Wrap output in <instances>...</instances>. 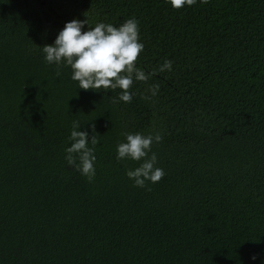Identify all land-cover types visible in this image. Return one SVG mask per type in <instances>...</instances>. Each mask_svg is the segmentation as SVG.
Here are the masks:
<instances>
[{"label":"trees","instance_id":"obj_1","mask_svg":"<svg viewBox=\"0 0 264 264\" xmlns=\"http://www.w3.org/2000/svg\"><path fill=\"white\" fill-rule=\"evenodd\" d=\"M48 2L61 24L135 18L149 75L128 103L79 89L43 58L37 1L0 0V264H264V0ZM74 121L96 136L91 181L64 159ZM136 132L162 137L144 187L116 159Z\"/></svg>","mask_w":264,"mask_h":264},{"label":"clouds","instance_id":"obj_2","mask_svg":"<svg viewBox=\"0 0 264 264\" xmlns=\"http://www.w3.org/2000/svg\"><path fill=\"white\" fill-rule=\"evenodd\" d=\"M193 2L194 0H170V5L179 9ZM85 25L88 26L87 30L82 31ZM41 48L46 63L57 67L63 63L65 67H70V78L78 82L79 89L114 91L119 88L121 91L117 97L120 102L131 101L134 92L129 89L134 81L145 82L148 79L149 74L135 63L144 48L139 39V27L135 18L125 20L119 26L104 22L90 25L87 16L85 20L73 19L64 24L51 44H45ZM171 69V61L165 60L158 71ZM157 90L156 85L148 89L152 96ZM78 129L79 124L74 121L68 137L71 143L64 149V159L69 166L91 181L95 176L94 146L97 140L95 135L89 137L87 131ZM122 135L124 141L116 145V159L139 162L138 167L125 172L134 186L144 187L146 181H160L164 172L155 166L157 156L151 152V145L153 142L159 143L162 137L159 134L142 135L139 132Z\"/></svg>","mask_w":264,"mask_h":264},{"label":"flooded vegetation","instance_id":"obj_3","mask_svg":"<svg viewBox=\"0 0 264 264\" xmlns=\"http://www.w3.org/2000/svg\"><path fill=\"white\" fill-rule=\"evenodd\" d=\"M36 1L40 4L43 14L46 16V21L55 24L57 27H59L58 29L60 31L66 22H63V24H61L62 22H60V18L57 15H53L52 13L50 14V12H52V9L50 8V3L48 2V0Z\"/></svg>","mask_w":264,"mask_h":264},{"label":"rangeland","instance_id":"obj_4","mask_svg":"<svg viewBox=\"0 0 264 264\" xmlns=\"http://www.w3.org/2000/svg\"><path fill=\"white\" fill-rule=\"evenodd\" d=\"M38 5H39V7H40V4L38 3ZM52 12H50V14H51ZM42 14H43V11H42ZM43 16L46 18V16L43 14ZM49 18H51V17H49ZM48 20V19H47ZM46 23H47V27H48V30H49V32H51V33H55V34H58V30H56L55 28V25H53V23H50V22H48V21H46Z\"/></svg>","mask_w":264,"mask_h":264}]
</instances>
